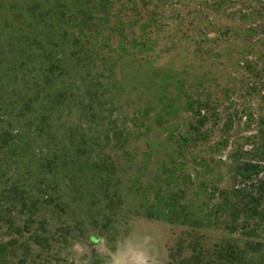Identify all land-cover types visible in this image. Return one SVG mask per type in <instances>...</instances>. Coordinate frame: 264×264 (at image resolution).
Masks as SVG:
<instances>
[{
	"label": "trees",
	"instance_id": "trees-1",
	"mask_svg": "<svg viewBox=\"0 0 264 264\" xmlns=\"http://www.w3.org/2000/svg\"><path fill=\"white\" fill-rule=\"evenodd\" d=\"M150 52L165 73L130 85L118 59ZM155 82L178 123L150 163L130 131L150 110L123 109ZM86 195L180 218L177 264H264V0H0V264Z\"/></svg>",
	"mask_w": 264,
	"mask_h": 264
},
{
	"label": "rangeland",
	"instance_id": "rangeland-1",
	"mask_svg": "<svg viewBox=\"0 0 264 264\" xmlns=\"http://www.w3.org/2000/svg\"><path fill=\"white\" fill-rule=\"evenodd\" d=\"M152 56L155 55L150 52L141 53L136 57L127 55L118 59L117 63L124 67V76L130 85L137 81L148 80L149 76L157 77V81L160 80L165 72L163 70L154 72L153 66L144 63L147 57L152 59ZM165 60L166 58H162L160 62L165 63ZM166 85L169 86L170 91H175L174 85L170 87L167 82ZM157 86L155 82L152 90L147 91L150 97L146 101L142 99L143 90L128 91L125 99L129 103L124 105L123 109L127 121L132 117L134 109L139 113H143L146 109L150 110L149 115L143 119H140L141 114H139L137 128L130 129L131 133L139 137L135 143L133 142L137 147L136 151L139 154L141 152L151 154L150 163H154L165 154L163 140L166 137L164 131L166 127L173 122L178 123L176 104L174 101L171 103L163 101L159 104V97L164 93L162 90L158 91ZM128 87L131 89L130 86ZM122 120L121 116L118 122L122 123ZM97 123L98 121H95L90 127L91 136V131L95 129L93 127ZM67 197L68 195L64 194V199ZM87 197L89 195H86L85 199ZM98 200L96 197L90 200L88 198L79 206L74 201L64 211L57 210L55 206L40 209L34 216V221L36 224L40 221L45 223L46 230L43 235L50 239L49 243L45 247L28 244V236L25 235L18 239L11 256L7 259L9 263L19 264L20 259L26 256L28 251L25 264H177L169 260L168 249L175 247L177 239L184 231V225L178 220L180 218H171L160 208L138 209V202L135 199L130 202L131 213L126 208L104 210L105 203H99ZM90 201L95 202L96 208L93 211L87 207ZM95 214L98 215L94 217ZM148 214L153 216L147 217ZM10 238V236H2L4 242L9 241Z\"/></svg>",
	"mask_w": 264,
	"mask_h": 264
}]
</instances>
